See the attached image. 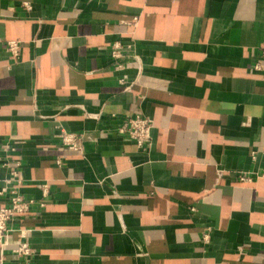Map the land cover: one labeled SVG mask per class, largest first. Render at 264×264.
<instances>
[{"label": "crops", "instance_id": "1", "mask_svg": "<svg viewBox=\"0 0 264 264\" xmlns=\"http://www.w3.org/2000/svg\"><path fill=\"white\" fill-rule=\"evenodd\" d=\"M17 39L16 59L0 43V142L37 201L15 223L29 264H264V0H0V41ZM115 43L142 70L116 69ZM138 112L147 150L115 131Z\"/></svg>", "mask_w": 264, "mask_h": 264}, {"label": "built area", "instance_id": "2", "mask_svg": "<svg viewBox=\"0 0 264 264\" xmlns=\"http://www.w3.org/2000/svg\"><path fill=\"white\" fill-rule=\"evenodd\" d=\"M24 6L27 9L31 8L29 2H25ZM3 48H5L13 58H17L20 49V40H7L0 41ZM110 53L114 59L116 69L129 67V62L123 64L125 59H131V63L137 65L139 70H142V62L139 54L135 51V44L122 46L119 43H115L110 48ZM261 56L264 59V47L261 48ZM260 64H256L255 68L259 69ZM121 85L124 89L129 90L131 84H127V78L120 79ZM57 136L61 141V145L64 148L73 150L84 149V134L76 131H69L66 128L59 126ZM153 128L154 120L149 116H145L138 112L132 115L126 116L123 122L115 128L118 134L126 136L128 139L133 140L138 148L147 150L153 143ZM18 148L8 142H0V171L2 169H8L9 174L4 180V185L0 189V195L8 198V204L0 207V264H7V250L10 245V236L15 231H20L21 240L11 248L12 255H14L17 264H29V258L33 254L34 249L26 239L28 230L17 229L15 223L26 217L33 209L37 201L33 198L26 197L21 187L24 183L22 176V161L20 158L11 159L10 154L16 152ZM61 163V161H58ZM257 177H264L263 173H256ZM241 182L251 181L253 175L242 173L239 175ZM43 197L49 196L51 189L49 183L45 182L42 185ZM44 205L43 201L40 202V206Z\"/></svg>", "mask_w": 264, "mask_h": 264}]
</instances>
